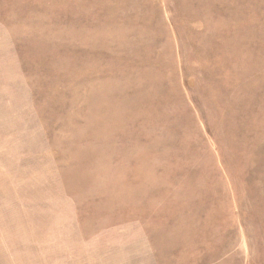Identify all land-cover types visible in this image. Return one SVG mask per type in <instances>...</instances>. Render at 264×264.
<instances>
[{
    "label": "rangeland",
    "instance_id": "rangeland-1",
    "mask_svg": "<svg viewBox=\"0 0 264 264\" xmlns=\"http://www.w3.org/2000/svg\"><path fill=\"white\" fill-rule=\"evenodd\" d=\"M0 264H264V0H0Z\"/></svg>",
    "mask_w": 264,
    "mask_h": 264
}]
</instances>
